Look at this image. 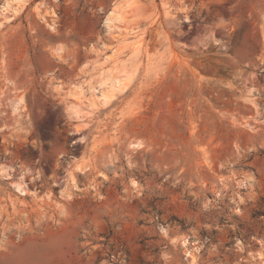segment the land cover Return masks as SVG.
Wrapping results in <instances>:
<instances>
[{
    "label": "rangeland",
    "instance_id": "rangeland-1",
    "mask_svg": "<svg viewBox=\"0 0 264 264\" xmlns=\"http://www.w3.org/2000/svg\"><path fill=\"white\" fill-rule=\"evenodd\" d=\"M6 1L0 264H264V0Z\"/></svg>",
    "mask_w": 264,
    "mask_h": 264
},
{
    "label": "bare ground",
    "instance_id": "bare-ground-1",
    "mask_svg": "<svg viewBox=\"0 0 264 264\" xmlns=\"http://www.w3.org/2000/svg\"><path fill=\"white\" fill-rule=\"evenodd\" d=\"M11 7V2L8 0V1H6L4 4H3V6L1 7V10L4 12V11H6V10H8L9 8ZM113 13V12H112ZM7 19H10V18H7ZM11 20V19H10ZM9 21V20H8ZM108 22H112V20L110 19V20H108ZM20 191H21V193L22 194H25V190L23 189V188H18ZM184 245H186L187 244V241L185 240L184 242ZM189 255H191V254H189ZM193 262V261H192Z\"/></svg>",
    "mask_w": 264,
    "mask_h": 264
},
{
    "label": "crops",
    "instance_id": "crops-1",
    "mask_svg": "<svg viewBox=\"0 0 264 264\" xmlns=\"http://www.w3.org/2000/svg\"><path fill=\"white\" fill-rule=\"evenodd\" d=\"M4 3H5V2H4ZM18 3H19V2H13V5H12L13 9H14V8H18V7H17Z\"/></svg>",
    "mask_w": 264,
    "mask_h": 264
}]
</instances>
